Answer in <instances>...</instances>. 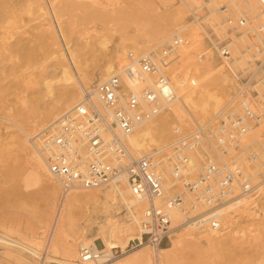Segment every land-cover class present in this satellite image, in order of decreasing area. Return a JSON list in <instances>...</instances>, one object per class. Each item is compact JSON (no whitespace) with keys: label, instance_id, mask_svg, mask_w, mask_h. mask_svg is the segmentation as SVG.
Returning <instances> with one entry per match:
<instances>
[{"label":"rangeland","instance_id":"1","mask_svg":"<svg viewBox=\"0 0 264 264\" xmlns=\"http://www.w3.org/2000/svg\"><path fill=\"white\" fill-rule=\"evenodd\" d=\"M220 2L214 0L216 5ZM199 3V0H0V12L7 9L12 12L6 17L0 16V264H19L15 261L18 257L38 264V257L26 249H29V240L40 237L44 239L45 236L39 215L47 201L43 187L47 182L45 177H41L40 181L34 180L32 160L28 154L29 149L33 151L31 140L34 139L29 137L46 125L40 122L44 119V109L36 107L38 103L34 96L39 89L42 93L49 90L45 97L49 99L63 85L74 89V97L82 95V86L69 84L71 80L68 83L59 73L43 79L44 71L56 60L50 31L63 30L75 60L70 68L72 78L79 81L88 76L85 79H92L91 85L97 83L95 80L99 75L96 72L108 61L114 62L115 69L125 65L128 51L132 50L135 55H139L162 48L174 35L188 37V43L179 47L181 55L176 66L184 74L194 76L197 81L202 77L206 82L210 80L212 85L209 87L217 92L219 103L217 106L211 105L207 113L199 110L190 112L188 108L181 107V119L173 110V113L160 114L158 120L165 121L164 131H159L149 146L140 150L144 152L149 147L170 141L174 137L172 129L175 126H193L195 122L211 119L234 91L238 82L236 76L245 77L250 72H245L249 54L239 53L241 48L238 47L234 58L227 63L214 52L206 38L212 29L207 22H222L221 13L213 9L215 4L212 1L208 6L196 8ZM210 9L214 10L218 20L203 19ZM194 17H198V20ZM199 18L203 20L199 21ZM159 30L168 34V38L164 43L155 45V36ZM122 43L126 47L124 54L114 58V49H121ZM208 56L213 60L211 64ZM261 57L259 55L257 58ZM219 63L225 72L231 73L230 66L236 71L233 72V88L223 84L220 78H213ZM254 74L260 73L255 70ZM43 81L47 82L46 86ZM179 104L176 99L172 104L173 109ZM259 132V128L254 127L248 137L257 139ZM35 142L38 144V139ZM260 169L264 171V166ZM50 181L56 186L52 195L55 207L59 199V187L58 183ZM244 199L247 198L234 200L220 209L221 231L189 226L174 229L162 245L168 247L171 240H178L172 264H264V185L246 201ZM126 214L122 210L114 218L124 221ZM76 216L79 217V214ZM132 232H139L138 223L134 224ZM98 234L95 224L84 225L78 220L68 224L63 231L58 256L73 257L76 263L82 264L78 260L81 243L91 245L94 242L99 249L104 248ZM177 234H180L178 238ZM121 239L126 240L125 245L128 247L132 243V239L126 235ZM124 250L127 252L132 249ZM143 250L151 251L152 254L153 249L147 245ZM119 252L120 248L117 247L118 255L114 258L108 256L112 260L103 264L122 262L125 252Z\"/></svg>","mask_w":264,"mask_h":264},{"label":"built area","instance_id":"2","mask_svg":"<svg viewBox=\"0 0 264 264\" xmlns=\"http://www.w3.org/2000/svg\"><path fill=\"white\" fill-rule=\"evenodd\" d=\"M242 1L255 12L221 3L213 8L221 13L222 22L216 23L220 33L210 29L206 38L224 60L232 59L235 46L262 57L250 56L245 71L250 72L237 75L234 91L211 119L175 126L170 141L144 152H133L127 142L141 123L172 112L177 89L194 86L191 76L176 66L179 47L188 37L173 36L160 49L139 55L128 51L125 65L99 81L94 92H83L41 130L34 144L58 183L59 201L71 189H97L118 180L145 201L139 236L127 250L142 244L157 250L178 227L221 231V207L250 198L264 185V0ZM127 82L143 86L134 91ZM254 127L260 136L250 139ZM168 180L171 185L165 187ZM172 209L183 215L176 224ZM104 254L89 244L80 247L78 260L97 263ZM117 255L112 248L110 256Z\"/></svg>","mask_w":264,"mask_h":264},{"label":"bare ground","instance_id":"3","mask_svg":"<svg viewBox=\"0 0 264 264\" xmlns=\"http://www.w3.org/2000/svg\"><path fill=\"white\" fill-rule=\"evenodd\" d=\"M210 1H212L213 4H215L214 8L216 6H219L221 3L227 2V4L229 5V8L233 7L238 11L239 10L245 11L249 9L250 12H253V13L255 12V9H253L251 6L246 5L242 0H220L221 2L219 5H216V3H214V0H209L208 2L203 0L202 1L203 6L204 5L208 6L209 5L208 3H210ZM196 8H199L198 4H196ZM10 10L11 9L1 11L0 16L6 17L10 13L12 14ZM208 11H209L208 14L206 13L207 15H204L203 19L209 20V18H211L210 20H212V18H214L215 20H218L217 15L215 16V14L213 13L214 11L213 9H210ZM195 18L196 17H194V19ZM197 18L196 20H198ZM203 19L199 18V21ZM211 22L208 21L207 23L208 25L210 24L212 29L215 30L217 33L218 31L217 24H220L221 22L215 21L217 24H211ZM62 31L63 30L61 29L60 30L56 29L54 31L53 30L50 31L49 33V37L51 38V44L55 46L54 52H55L56 60L54 61L53 64L47 67V70L44 71L45 74H44L43 79H46L50 75L59 73L60 76L64 78L63 80L68 81V83H69V80H71L69 84L73 86L78 84L79 87L82 86L80 87L81 93L86 92V91H89L90 93L94 92V87L99 81L106 79L109 75L116 72V69L113 64L114 62L108 61L98 72H96L98 73L99 77L97 80H95L97 81L95 85H91L92 79H89V80L85 79L88 76L87 77L85 76V78L83 77L82 78L83 80L81 79L82 81L80 79L79 81H77L76 79H73L70 74V68L72 65L75 64V60L73 58L71 50L67 46L66 36L64 35ZM204 32L207 33L205 29H204ZM174 36H178V35H174ZM178 37H182V36H178ZM167 38H168V34L165 35L164 33H162V31L159 30L157 32V35L155 36V45L164 43L167 40ZM186 43H188V41L185 43H182L181 45H184ZM237 49L238 47L235 46V52H233L232 59L237 53ZM114 50H115L114 51V58H115V57H119L121 54H124L126 47L124 43H122L121 49L118 48ZM145 53H148V51L144 52L143 54ZM239 53H242V52L240 51ZM178 54L180 56L181 52L180 53L178 52ZM247 54H249L248 55L249 58L246 62L247 64L250 63V56L255 55L256 57H258L259 55V54L253 53L252 51H248ZM232 59L224 60V62L227 63V61L232 60ZM209 62L210 64L213 62L211 57L209 58ZM221 67H222V64L219 63L217 66L218 69L216 68L217 70L213 78L214 79L215 77L220 78L223 84L225 85L227 84L229 87L233 88V85L235 83L233 72L236 73V71L233 69L232 66H230L231 73L225 72ZM247 67L248 66H246L245 69H247ZM191 78L194 81V86L191 87L189 90L177 89L176 99L178 100V104L179 103L180 104L179 106L175 107V109H173L174 105L173 106L171 105V108L174 114H177V117L180 119L183 116L182 108H186V109L188 108L189 111L199 110V112L201 111L202 113L203 112L207 113L211 105L214 104L215 106H217V104L219 103V96L217 92L213 91L209 87L212 85V83H209L210 80L206 82V79L202 77V79L200 78L198 82L194 76H192ZM200 80L202 81L200 82ZM46 83L47 82L43 81V85L45 84L46 86ZM127 85L129 88H131L134 91H137L141 86H143L142 83H134V82L133 83L127 82ZM48 93H49V90L47 91L45 90V93H42L41 90L39 89L37 91V94L34 96L35 101H37L38 103L36 107H39V108L42 107L44 109V116H43L44 119L40 121V122H43V124H46L43 127V129L47 126H52L54 121L58 117V113L63 109L65 110L68 109L80 97V95L78 97H74L75 96L74 89L68 87L67 85H63L61 89L58 90L56 94L52 96L51 98L45 99ZM39 102L41 104H39ZM159 117L160 115L156 116L150 121L141 123L140 126L136 130H134L132 134L128 136L127 142L129 143V145H131V147L134 148L133 152L139 153L140 150H143L144 148L149 146V142L154 139V136L159 131L161 132L164 131L163 128L165 126V121L158 120ZM40 132L41 130L36 132L31 137H29V138L34 137V139L31 140L33 151L31 152L29 149L28 154L30 155V158L32 160V166H33L32 176L34 180L40 181L41 177H45V181L47 182V184L43 186L45 189L44 192H45V198L47 201L45 203L44 209L39 215V223H41V227L45 231L44 233L45 236H44V239H42L39 236L40 239L32 238L31 240H29L28 242L30 246L27 247L29 249H26L27 252L31 251L30 253H32V255H34L35 257H38V260H39L38 264H44L48 262L59 263V264H79L75 262V259L73 257L66 258L64 256L65 258L64 257L60 258L58 256V249L62 242L63 231L68 224L73 223L76 220L83 222L84 225L95 224L100 233V235L98 234L97 237H100L102 239V242L104 243L103 251L105 254L99 259L97 263L81 262L82 264L106 263L110 261V259L112 260L113 258V257L112 258L108 257L110 256L111 249L117 248V247H119L123 253L125 252V254L123 255V258L125 259L118 264H172L173 263V260H174L173 257H174L175 249L177 247L178 240H171L170 246L168 247L167 246L160 247L157 250H152V254H151V251L149 252L148 250H143L145 247H147L146 244H142L141 246L133 248L132 250L127 251V252L126 250H124L126 246L125 245L126 240L121 239V237L123 235H126L129 239H136L139 236V232L137 234H134L132 231H133L135 223H138V226H139V219L137 215H139L138 213L141 207L143 208V206L145 205V201L142 198L133 194L132 191L129 189V187L124 182V180H118V181L113 182L110 185L100 187L97 189H90V190L82 189L83 191L80 189H71L64 196L62 200L59 201L58 199L54 207L53 201H52V195H53V192L56 190V186H54L50 180L55 181L56 183L57 181L48 172L45 164L43 163L41 159L39 152L36 149V146L34 145L36 143L35 140L38 139L39 141L40 139V136H39ZM26 134L28 135V133ZM42 181H44V179ZM170 185H171L170 180H168L167 183L164 184L165 187H170ZM247 199H244V200L246 201ZM233 201L234 200L229 201L226 205L221 207V209L228 206ZM241 203H244V202L242 201ZM241 203H236L235 205H239ZM122 210H125L127 213L124 216L126 220L118 221L114 218V215L120 214ZM77 214H79V217L76 216ZM180 218L183 219L182 213L178 210L172 209L171 210L172 224H176V221L179 222ZM179 236L180 234H177V238ZM92 244H94V242H92ZM41 246H42V249H41L42 251L40 250ZM80 246L83 247L87 245H84V243H81ZM25 247L26 246H24V248ZM15 261H18L19 264H33L31 260L26 259V258L18 257L17 260Z\"/></svg>","mask_w":264,"mask_h":264}]
</instances>
